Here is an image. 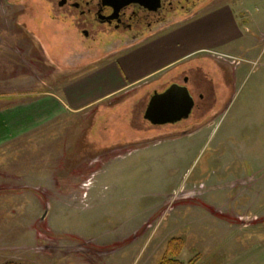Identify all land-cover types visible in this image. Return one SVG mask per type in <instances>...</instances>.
Returning a JSON list of instances; mask_svg holds the SVG:
<instances>
[{
  "label": "rangeland",
  "instance_id": "rangeland-1",
  "mask_svg": "<svg viewBox=\"0 0 264 264\" xmlns=\"http://www.w3.org/2000/svg\"><path fill=\"white\" fill-rule=\"evenodd\" d=\"M263 3L246 0L255 14ZM45 8L0 0L3 104L58 92L104 64L79 54ZM251 34L248 52L244 38L192 52L0 146V264H158L173 237L184 264L264 246V34ZM173 83L187 84L200 109L151 123L150 97Z\"/></svg>",
  "mask_w": 264,
  "mask_h": 264
},
{
  "label": "crops",
  "instance_id": "crops-1",
  "mask_svg": "<svg viewBox=\"0 0 264 264\" xmlns=\"http://www.w3.org/2000/svg\"><path fill=\"white\" fill-rule=\"evenodd\" d=\"M243 1L237 18L230 7H223L202 19L170 26L155 39L133 45L123 55L103 60L104 64L97 70L74 78L58 92L31 93L32 97L26 99L8 98L13 101L6 104L0 100V146L68 112L86 110L126 92L140 81L162 74L165 68L183 61L192 52H205L210 47L239 39L247 40L249 45H245V50L248 52L257 39L251 31L264 34V3L255 8L260 15L246 6V0ZM6 6L14 9L21 5L13 2ZM236 256L231 260H214L210 264H264V246L252 247Z\"/></svg>",
  "mask_w": 264,
  "mask_h": 264
},
{
  "label": "flooded vegetation",
  "instance_id": "flooded-vegetation-1",
  "mask_svg": "<svg viewBox=\"0 0 264 264\" xmlns=\"http://www.w3.org/2000/svg\"><path fill=\"white\" fill-rule=\"evenodd\" d=\"M221 1L230 2L233 10L239 0H44L49 22L59 23L67 38L77 45L76 51L100 54L97 58L105 55L100 58L103 60L155 39L170 26L219 11L225 7L219 5ZM217 70L229 68L219 64ZM192 97L190 114L200 109V102Z\"/></svg>",
  "mask_w": 264,
  "mask_h": 264
},
{
  "label": "water",
  "instance_id": "water-1",
  "mask_svg": "<svg viewBox=\"0 0 264 264\" xmlns=\"http://www.w3.org/2000/svg\"><path fill=\"white\" fill-rule=\"evenodd\" d=\"M194 100L186 85L173 83L155 92L144 110V118L153 124L179 121L189 117Z\"/></svg>",
  "mask_w": 264,
  "mask_h": 264
},
{
  "label": "trees",
  "instance_id": "trees-1",
  "mask_svg": "<svg viewBox=\"0 0 264 264\" xmlns=\"http://www.w3.org/2000/svg\"><path fill=\"white\" fill-rule=\"evenodd\" d=\"M184 242L180 237H173L168 240L165 252L158 264H184L177 257L180 254ZM199 257L196 256L195 259L189 260L186 264H195ZM4 264H18V263H4Z\"/></svg>",
  "mask_w": 264,
  "mask_h": 264
}]
</instances>
